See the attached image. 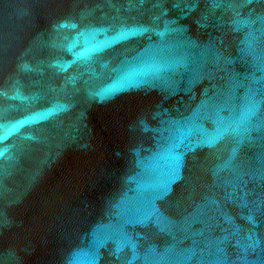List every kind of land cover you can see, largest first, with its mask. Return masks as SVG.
Here are the masks:
<instances>
[{
    "label": "water",
    "instance_id": "obj_1",
    "mask_svg": "<svg viewBox=\"0 0 264 264\" xmlns=\"http://www.w3.org/2000/svg\"><path fill=\"white\" fill-rule=\"evenodd\" d=\"M0 153V264H264V0H0Z\"/></svg>",
    "mask_w": 264,
    "mask_h": 264
},
{
    "label": "snow or ice",
    "instance_id": "obj_2",
    "mask_svg": "<svg viewBox=\"0 0 264 264\" xmlns=\"http://www.w3.org/2000/svg\"><path fill=\"white\" fill-rule=\"evenodd\" d=\"M14 130H16V129H14ZM0 155H3V153H0Z\"/></svg>",
    "mask_w": 264,
    "mask_h": 264
}]
</instances>
